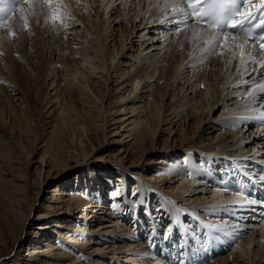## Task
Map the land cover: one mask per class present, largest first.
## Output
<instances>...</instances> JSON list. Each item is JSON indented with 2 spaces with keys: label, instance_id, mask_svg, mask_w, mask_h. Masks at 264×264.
I'll list each match as a JSON object with an SVG mask.
<instances>
[{
  "label": "bare ground",
  "instance_id": "1",
  "mask_svg": "<svg viewBox=\"0 0 264 264\" xmlns=\"http://www.w3.org/2000/svg\"><path fill=\"white\" fill-rule=\"evenodd\" d=\"M166 2L173 3L174 0H63L72 17H64L67 27L53 24L49 19L64 38L63 46L50 42L53 40L50 36L45 53L37 50L32 53L33 57L27 58L35 66L26 84L32 87L33 80L39 78L37 90L33 89L34 102L40 106L39 123L49 135L43 145L41 159L43 162L52 156L53 160H60V164L64 165L66 148L70 144L69 148L77 154L79 171L90 173L84 176L87 184L83 177L78 180L77 186L57 183L50 190L51 195L42 205L36 217L38 222L31 233L24 231L23 235L22 232L13 246L0 250V264H180L181 261L184 264H206L210 261L208 251L192 232L191 237L198 241L195 246L200 248L201 253H196L192 245L191 250L186 254L183 252L184 256L177 262L163 259L162 253L168 249V245H164L165 238L173 239L178 230L184 231V225L198 228L200 233L204 230L213 237L212 247L213 244L218 247L213 249L211 258L222 256L227 250V240L220 242L209 229L198 226L196 220L197 225L194 226L183 222L182 226L172 229L174 226L171 225L164 234L156 227H150L152 232L145 234L140 219L132 221L133 227L124 223L119 208L113 205L123 200L124 211L130 204L138 207L137 201H133L134 196L128 202L127 195H123V187H119L124 184L123 175L126 172L139 175L134 178V193L142 191L143 186L148 189L147 182L149 189L153 188L168 206L174 204L177 220L185 216L176 209L178 206L191 209L196 214L224 213L231 216L230 220H221L236 229L228 226H221L220 229L240 236L232 237L237 239L235 243H239L238 250H233L232 255L237 256L236 259L245 256L249 264H257L255 255L262 259L259 264H264V219L258 213L261 212L258 204L247 203L252 198L244 193L250 190L253 180L256 184L261 182L262 176L254 177V172H264V122L253 119L264 110L259 107L264 96L254 100L246 94L250 83L257 84L261 78L252 73L255 79H249V75L241 76L237 72L240 58L232 59L227 50L231 40L225 42V47L215 57H208L202 52L203 43L193 39L191 27L172 31L174 24L167 23L172 11L165 8ZM23 7L26 16L40 9L48 11L46 7H41L40 0H33L31 8L28 5ZM120 22L123 24L120 25ZM8 25V31L11 29L17 34V43L25 42L31 36L19 11ZM193 27L203 29L198 25ZM28 29L36 32L32 27ZM3 36L0 40V69L7 54L4 50L7 43L5 37L10 40L12 35L9 31L3 32ZM240 39L235 37L236 42ZM57 48L60 50L53 54ZM50 68L52 72L48 74ZM261 71L264 72V68ZM3 73L10 80L17 77L8 71ZM242 80L248 83H241ZM21 87L14 80L5 87L6 93L0 87L6 103L0 106V134L5 131L14 133L16 129L20 134L25 131L28 136L30 132H37L36 126L30 125L33 118L28 119L26 111L19 109L20 105H27L29 101ZM219 106L221 110L224 106L228 107L220 114V119L218 115L211 116ZM117 111H124L125 114L113 117ZM234 112L235 123L221 127L226 114ZM203 124H208V128ZM116 133L119 137L111 138ZM161 133H168L169 136L161 141L158 139ZM97 135L101 138L96 139L94 136ZM105 140L114 145L106 146ZM120 143L128 148L116 147ZM102 149L115 150L107 152L108 155L114 153L115 157L109 155L104 166L92 167L91 156H96ZM10 150L11 144L0 139V155L5 157L6 151ZM151 153H161L162 157L189 153L191 159L197 161L200 171L181 168L177 160L175 163L160 159L163 163L160 160L157 163L164 166H157L156 172L150 175L145 174L149 171V163L155 161L146 157ZM144 157L146 161H142ZM236 168L241 169L243 174L234 173ZM92 181L97 184L92 188L93 193L88 195L87 188L94 185ZM44 182L41 179V183ZM117 182H120L117 200L106 202L102 190L111 184L115 189ZM169 182L174 184L166 185ZM163 186L168 188V192L162 191L160 187ZM219 186L222 189H213ZM239 188L243 192L237 191ZM93 196L97 199L92 200ZM181 200H187L188 205H177L176 202ZM168 206L165 208L168 209ZM50 215L54 220L45 225L46 217ZM90 218L97 221L93 228L87 223ZM156 223L161 225L159 221ZM51 227L56 229L48 230ZM61 227L67 228L68 232ZM51 231L58 236L51 235ZM28 235H35L37 240L30 243L27 249H16V243L24 236L23 241L28 240ZM227 237L232 241L231 236ZM181 243L186 245L184 239L178 238L177 244ZM160 244H163V250L160 256H156L151 248ZM252 247L258 248L252 250ZM83 250L87 251L86 255ZM229 257L218 256L210 264H229L232 261Z\"/></svg>",
  "mask_w": 264,
  "mask_h": 264
},
{
  "label": "rangeland",
  "instance_id": "2",
  "mask_svg": "<svg viewBox=\"0 0 264 264\" xmlns=\"http://www.w3.org/2000/svg\"><path fill=\"white\" fill-rule=\"evenodd\" d=\"M34 12L37 14L35 13L29 14L27 15V18H28L30 27L35 29L36 32L32 31L31 29H27V33L31 35L28 37L27 41L25 42L18 41L17 43L16 33H15V36L10 37V40H8V36L5 37L7 43L5 45L4 50L7 51V54H6V58H4L1 64L3 67L0 69V87H2V90H4L5 87L7 88L8 86H10V83H12V80H14L16 85L20 87L23 86L21 87V91L24 94L26 93L29 101L26 102L27 105L23 103V106L20 105V108L19 107L18 108L19 109L23 108L26 111V115L28 119L33 118L32 121L30 122V125L36 126L37 128V132H30V136L26 135L25 131H21L24 133L20 134L19 129H16L14 133L5 131L3 132V134H0V139H2V141H5L8 144H11V148H12V151L11 150L6 151L5 157L0 155V250L13 246L15 240L18 239L22 235V232H23V235H24V231L31 233L36 222H38V220L36 221V217L38 213L40 212V210H42V205L46 203V198L51 195L50 190H52L53 187L57 185V183H65V185L73 184L77 186L78 180L86 176V174L90 173V171L85 172V173H81L79 171L80 167L79 165H77V162H79L78 157L76 156L77 157L76 158L75 157V155H77L76 152H74L73 149L69 148L70 144H68V147L66 148L67 152L65 156H67V158H66V162L64 165L60 164V160H53L52 156L49 157L48 159H47L48 157L47 156L46 157L47 160L42 162L41 155L44 152L43 145H45V142L47 141L46 139L48 138L49 135L47 133V130H43V126L39 123L40 118L38 115L39 114L38 110L40 106L36 104V102H34V91L37 90L38 86L36 85V82L39 78L37 80H33L32 87L35 86L34 88L26 84V79L28 80L31 77V75L34 72V66H35L34 62L33 61L30 62V60L27 61V58L33 57L32 53H34L37 50L45 53V51L48 48L47 40L50 36L51 38L53 37V40H50V42H53L54 44H60L61 47L63 46L64 38L61 36L60 32L59 33L57 32L56 27H54L50 23V20H47L46 22V17L48 16L47 10L43 11L42 9H40ZM122 24L123 23L120 22V25ZM8 28H9V25L8 27L0 29V36H1L0 40L2 39L3 32H9ZM0 48H2L1 41H0ZM59 50L60 48L53 50V54L55 53V51H59ZM35 60L36 59L34 58V61ZM3 71H8L10 72V74H13L17 77L11 78L10 80V78L8 79L7 77L4 76ZM50 72H52L51 68L48 70V74ZM51 76L52 75H50V77ZM251 78L252 76L249 77V79ZM252 83L253 81L250 84L252 85ZM255 91H254V94H255ZM3 92L6 93V90H4ZM3 92L2 93L0 92V106H2L4 103L3 96L1 95L3 94ZM21 95L22 94H20V96ZM42 105H44V103L41 104V106ZM227 109L228 107L224 106L223 109L221 110V106H219L214 111V113H212L211 116L216 117L218 115L217 117L220 119L221 118L220 114H223V112H225ZM235 113L236 112L226 114L225 123L221 124L220 126L223 127V126H226L227 124H234L235 123ZM123 114H125L124 111H117L115 112V114H113V117L117 118ZM128 116H130V113L128 114ZM248 118H250V116ZM46 119H48V117H46ZM182 124L184 125V120H182ZM1 125L2 123L0 120V126ZM186 125H188V123H186ZM203 125L206 128H208L209 126L208 124H203ZM251 128L253 130L255 129L252 126ZM113 132H116V131H114L113 129ZM37 135H38L37 137L38 139L35 137ZM117 136L118 135L116 133L111 138H117ZM167 136H169L168 133H161V135L158 136L159 137L158 139L162 141ZM94 137L97 139L98 135ZM105 144L106 146L109 145L110 147L114 145L113 143H108L106 140H105ZM122 146H124L125 148H128L126 147V144L124 143H120L116 147H122ZM106 149L100 150L99 153L96 154V156H94V154L91 156L93 158V163H94L93 164L94 166L92 167L104 166L106 164V161H105L106 158L108 159L110 158V156L111 158L115 157L114 153L109 154L110 156L108 155L110 151H115V150L110 149L109 151L108 150L106 151ZM160 154L161 153H151L149 156H146V157H150L154 159L155 161L153 163H149V165L147 166L148 167L147 169H149V171L144 172L145 174L150 175L152 172H156L155 169L157 166L158 167L164 166L163 164L157 163L158 160L160 159H166L168 161H172L175 163L177 160L179 161L181 168H184L186 170H192V171H195V170L200 171V167L196 165L197 161L194 162L191 159V155L189 153H183L180 155H169L166 157H162V155ZM71 155L73 156L71 157ZM100 155H103L104 157L101 158L99 157ZM146 157H144L142 161H146L145 160ZM150 160H148V162H151ZM142 161L140 163H142ZM160 161L163 163L162 160ZM40 168H43V170ZM40 170H42V176H40L39 174ZM98 172L101 174L103 173L100 170H98ZM110 172L113 173L112 169ZM138 172L140 173L142 172V170L139 169ZM123 177L125 178V181H123L124 184H120V182H117L116 184L118 185L115 186V189L112 188V184L107 186L105 189L102 190V196L106 202L116 201L118 198L116 195H118L117 187L119 186V184H120L119 186L120 188L123 187V195H127L126 200L128 202L131 201L130 197L134 196L133 201H137L138 207H135L134 204H130V205H127V208L124 211L123 200H121L118 203V208H119L122 218H124V221H125L124 223H127L128 226L133 225V222H132L133 220L140 219L143 223V228L142 226L141 228L142 230L144 229L145 234L152 232V229H149L150 227H156L161 231L162 234H164L165 230L169 229L171 225L174 226L172 229H176L175 227L182 226L183 222L191 223L194 226L195 220L198 226L204 227V229H208L205 227V225H211V226H215L218 228H220L221 226H228L233 229H236V227L232 226V224L230 223H227L226 221H224V219L221 220V218H225L226 220L232 219V217L229 215L225 216L224 213L211 215V214L202 213V212H199L198 214H196L191 209H184L182 206H178L179 208L176 207V209L177 210L179 209V213H182L185 216L177 220V213L174 211V208H173L174 204L171 203V206H168L167 202L164 199H162L160 195L154 192L153 188L149 189V184L147 182L145 183V185L148 187V189L143 186L142 191L137 190L138 192L134 193L135 192L134 190L135 185L133 184L135 181L134 178L139 177V175H133L129 172H126L123 175ZM84 178H85V184H87L86 182L87 178L86 177ZM41 179L45 180L43 184L41 183ZM92 184L94 185H91L89 188H87L89 191L87 193L88 195L93 193L92 188L94 189L97 183L96 181H92ZM170 184H174V183L169 182L166 185H170ZM78 186H81V185H78ZM160 188L162 189V191L164 190L168 192L167 187L163 186ZM106 189H110V190H106ZM213 189H222V188H220L219 186ZM123 195H121V197ZM140 196L142 197L140 198ZM96 197L97 196H93L91 199L96 200L97 199ZM176 203L177 205H180V204L188 205L187 200H181ZM165 206H168L169 208L166 209ZM129 208L130 210H128ZM89 213L91 212L89 211ZM211 216H213V220H210ZM216 218H218V220ZM46 219L47 220H45V225L53 222L54 217L53 215H50L46 217ZM92 220L93 218L87 219V223L90 226V228L95 227V224H97V221L95 220L92 221ZM147 221H152V222L150 223ZM157 221L161 223L162 227L160 224L156 223ZM25 222H26V225H24ZM104 222H107V221H104ZM215 222H217V225L213 224ZM150 224H153V225H150ZM189 226L190 225L184 226V231L186 233L185 235H186L187 240L191 239V241L187 242V244L190 246L193 244V242H195V239L191 237V232L195 233L199 239H202L203 237L202 231L204 230H201V233H200V230L198 228L195 229V227L191 228ZM52 229L55 230L56 228L51 227L48 230H52ZM60 229L68 232V229L65 227H61ZM50 234L58 236L56 233H54V231L53 233L51 231ZM248 234L249 232L247 233V235ZM28 236H29V239L25 241H23L24 240L23 238L25 236L24 237L22 236L23 237L22 240H19L16 243L15 248L18 250L21 247H24L23 249H27L30 243L35 242L37 240L35 235H28ZM30 236H31V239H30ZM44 236H45V233H44ZM44 236H41V237L43 238ZM222 237L223 238L220 237L219 240L220 242L227 240L226 241L227 250H224L223 254L221 255L223 257L225 255L230 256L229 258L232 259V261L229 264H232V263L249 264V262L245 260V256H243L242 258L236 259L237 256L235 257V255H232V251L235 250L239 245V243H235L237 239L235 238L233 239L232 238L233 236H231L232 241H230V239L227 236H222ZM238 237L240 236L236 235V238ZM241 238H244V236ZM203 241H204L203 245L207 243V240L203 239ZM18 245L19 247H17ZM207 245H209V242L206 244V246ZM174 246L176 248L174 251H171V254L169 252L170 248H168L167 252L164 253V254H167V258L170 261H173V258L171 255L173 256L175 255L177 259H179L182 256L183 252L188 251V248L186 246L183 247L182 243L179 244V247L176 244H173V247ZM257 248L258 247H255V248L252 247V250H255ZM237 250L238 249H236L235 251ZM86 252L83 250L82 253L86 255L87 254ZM222 256H219V257H222ZM78 257L82 259L80 255ZM215 258L217 259L218 256H216ZM215 258L210 259V261L206 262V264H210L214 262L213 260H215ZM254 258H255V261H257V264H259L262 261V259H259V257H255V255H254ZM20 264H24V263H20Z\"/></svg>",
  "mask_w": 264,
  "mask_h": 264
},
{
  "label": "snow or ice",
  "instance_id": "3",
  "mask_svg": "<svg viewBox=\"0 0 264 264\" xmlns=\"http://www.w3.org/2000/svg\"><path fill=\"white\" fill-rule=\"evenodd\" d=\"M40 2L42 8L48 9L46 22L50 19L53 24L58 23L60 27H67L64 17H72L63 0H40ZM32 4L33 0H7V2L0 0V29L8 27L9 21L18 11L21 13V19L24 20L25 29H28L30 25L27 16L24 15L23 6L28 5L31 8ZM165 8L172 11V17L167 23L176 25L174 30H170L179 31L191 27L193 39L203 43L202 52L207 53L208 57H215L220 49L225 47V42L231 40L227 50L231 53L232 59L240 58L237 72L241 76L245 74L252 76V73H255L261 78L259 83L249 86L246 94L252 96L254 100L264 96V72L261 71L264 68V0H174L173 3L166 2ZM194 25H203L204 28H196L193 27ZM9 31L10 35L15 36L14 31L11 29ZM236 36L241 38L239 42H236ZM256 44H259L258 48L255 47ZM241 83L247 84L248 81L242 80ZM253 89L256 90L255 94ZM259 107L264 109V101L260 102ZM253 119L264 122V110ZM261 181L264 182V176L261 177ZM222 183L227 182L222 181ZM224 190L229 191L227 188ZM237 191L243 192V189L239 188ZM247 203L256 204L257 201L249 199ZM261 204L264 205V201H261ZM113 207L116 208L118 205ZM205 227L215 234L216 239L238 235V233L224 232L211 225ZM180 264L184 262L181 261Z\"/></svg>",
  "mask_w": 264,
  "mask_h": 264
}]
</instances>
